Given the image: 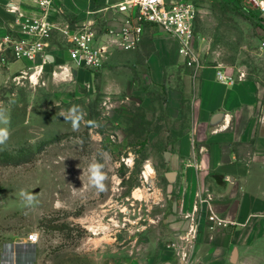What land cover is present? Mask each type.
I'll return each mask as SVG.
<instances>
[{"label":"rangeland","instance_id":"obj_1","mask_svg":"<svg viewBox=\"0 0 264 264\" xmlns=\"http://www.w3.org/2000/svg\"><path fill=\"white\" fill-rule=\"evenodd\" d=\"M238 1L210 4V33L218 23L227 34L211 63L241 66L254 78L264 72V18L252 0ZM10 59L0 63V114L8 121L0 127L10 133L0 146V239L37 232L32 264H173V214L185 190L167 154L177 129L167 99L152 88L109 92L101 68L67 57L37 68L7 66ZM73 106L83 115L76 130L64 119ZM94 160L105 165L103 192L88 185ZM148 164L154 172L146 176Z\"/></svg>","mask_w":264,"mask_h":264},{"label":"crops","instance_id":"obj_2","mask_svg":"<svg viewBox=\"0 0 264 264\" xmlns=\"http://www.w3.org/2000/svg\"><path fill=\"white\" fill-rule=\"evenodd\" d=\"M119 1L55 0L52 15L61 23L93 22L101 33L107 28L118 30L124 16L113 5ZM196 1L202 32L196 29L195 61L180 52L177 39L151 27L136 48L110 46L100 69L101 79L109 92L146 94L152 88L167 99L164 110L177 128L170 147L173 152L168 153L173 156V174L181 175L185 190L184 198L175 204L177 209L181 206V212L173 214V240L185 235L194 218L199 221L190 264H264V72L254 78L245 72L240 80L241 66L234 70L223 62L211 63L221 57L213 47L225 45L221 42L227 34L218 23L212 27L215 34L210 33L211 27L206 25L210 4L239 1ZM10 4L26 14L36 12L33 0H0V38L16 28V13L8 10ZM261 15L264 18L263 11ZM260 25L264 26V20ZM59 43L50 47L51 61L70 60L67 48ZM261 44L264 52V41ZM219 70L234 77V82L221 81ZM210 211L228 224L210 230ZM19 238L0 239V264H32L33 243L25 236ZM171 250L173 264H182Z\"/></svg>","mask_w":264,"mask_h":264},{"label":"built area","instance_id":"obj_3","mask_svg":"<svg viewBox=\"0 0 264 264\" xmlns=\"http://www.w3.org/2000/svg\"><path fill=\"white\" fill-rule=\"evenodd\" d=\"M35 13L26 14L18 6L9 5L8 10L16 13L13 32H8L0 38V63L14 61H31L37 66L51 60L53 42H60L67 48L75 65L88 69H100L110 51L111 45L123 49L136 48L141 42L148 28L156 27L173 36L181 45L180 52L190 60L197 59L194 50L197 18L199 13L196 0H121L113 7L124 18L121 27L101 31L93 22L72 24L69 21L57 22L52 11L55 0H33ZM256 6L264 11V4L260 0H252ZM59 43V44H60ZM41 59L40 64L37 60ZM34 67V66H33ZM32 68V66H31ZM68 70V67L65 68ZM245 72H241L238 79H243ZM217 77L223 82H234L235 78L223 71L217 72ZM208 227L215 230L228 224L226 219L216 212L210 211L207 216ZM199 229V221L189 227L184 236L173 240L168 247L178 255L182 264H190L194 240ZM30 243L39 241L37 232L29 233Z\"/></svg>","mask_w":264,"mask_h":264},{"label":"clouds","instance_id":"obj_4","mask_svg":"<svg viewBox=\"0 0 264 264\" xmlns=\"http://www.w3.org/2000/svg\"><path fill=\"white\" fill-rule=\"evenodd\" d=\"M83 115L78 106H73L69 109L68 113L64 115V119L68 120L73 129L76 130L79 127L80 121ZM0 122L7 124V120L0 114ZM261 122L264 123V117L261 118ZM9 130L6 127H0V146L5 145L9 139ZM105 165L99 161H93L89 164L87 175H88V185L95 188L98 192H103L106 190L105 181L107 180L106 173L104 172ZM32 196H27L29 203L33 201Z\"/></svg>","mask_w":264,"mask_h":264},{"label":"bare ground","instance_id":"obj_5","mask_svg":"<svg viewBox=\"0 0 264 264\" xmlns=\"http://www.w3.org/2000/svg\"><path fill=\"white\" fill-rule=\"evenodd\" d=\"M152 171H153L152 166L148 164L145 169V175L148 176Z\"/></svg>","mask_w":264,"mask_h":264},{"label":"water","instance_id":"obj_6","mask_svg":"<svg viewBox=\"0 0 264 264\" xmlns=\"http://www.w3.org/2000/svg\"><path fill=\"white\" fill-rule=\"evenodd\" d=\"M167 154H169V153H167Z\"/></svg>","mask_w":264,"mask_h":264}]
</instances>
